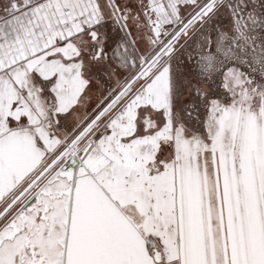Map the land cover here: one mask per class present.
<instances>
[{"label": "snow or ice", "instance_id": "1", "mask_svg": "<svg viewBox=\"0 0 264 264\" xmlns=\"http://www.w3.org/2000/svg\"><path fill=\"white\" fill-rule=\"evenodd\" d=\"M0 264H264V0H0Z\"/></svg>", "mask_w": 264, "mask_h": 264}]
</instances>
